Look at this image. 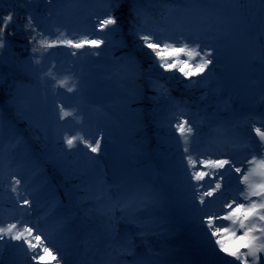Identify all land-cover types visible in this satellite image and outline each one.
<instances>
[{
    "label": "rangeland",
    "instance_id": "obj_1",
    "mask_svg": "<svg viewBox=\"0 0 264 264\" xmlns=\"http://www.w3.org/2000/svg\"><path fill=\"white\" fill-rule=\"evenodd\" d=\"M6 1H19L21 4L16 5V8L13 4H4ZM187 1H190L188 7L196 13L214 11L222 14L225 11V0H204L203 3L200 2L202 0ZM29 8L33 10L34 21L36 18V21H44L42 24L39 21L36 26L43 27L48 33H53L52 35L57 34V29L82 31V36L76 35L78 39L104 35L96 31L95 26L97 19L105 17L106 12H94V5L87 0H53L52 4L46 3V0H34L31 4H28L27 0H0V17H3L2 9H6L8 13L17 10L21 17L14 16L12 23L15 22L14 25L19 26L24 16L26 17V9ZM45 9L49 10L50 17L57 13L55 31L45 27L49 16L40 13ZM39 14H42L41 19ZM217 26L218 33L198 32L199 30L195 29L184 35V38L189 41L197 40L205 48L214 50V64L205 74L203 83L208 86V93L213 97L219 93L221 106L233 117L227 130L229 134H222L221 129L204 115L186 114L179 118H187L190 123L196 125L193 153L206 148L204 156L227 154L240 165L251 155L250 149L243 147V141L251 137L253 145L257 144L259 138L255 136L252 126H261L260 122L264 120V63L259 61L254 53L249 52L248 45H244V35L240 34L242 30L233 29L227 34L222 33L218 24ZM166 37L178 40L180 32L175 30ZM115 46L109 36L99 49L86 45L80 50L82 55L64 58L62 68L58 70L59 78L71 77L77 82L78 88L73 93L60 89L58 96L61 104L75 109L82 120H89L83 132L89 133L93 140L103 137L100 154H93L91 157L95 159L89 157L85 162L90 183L98 190L103 189L102 196L105 197L104 200L93 203L92 214L88 217L93 229L101 230L100 237H105L106 239H103L106 241L95 244L96 240L89 235L90 232L77 229L73 221L62 225L60 215L51 213V210L58 208L59 203L56 207L46 210L36 211L35 208H29L31 218L28 222L38 227L40 232L49 238L59 256L63 257V264H140L141 261L145 264H179L178 258L176 260L173 255L176 250H183L185 241L178 240L176 235L183 233L191 241L192 249L203 259L202 263L221 264L220 261H213L209 254L201 217L226 211L223 205L238 196L237 183L235 179L227 180L221 192L212 198L213 202L197 210L194 207L199 204L193 189L195 181L190 180L187 171L180 169L178 162L169 164V169L172 168L175 172L171 182H167L162 172L145 159L144 150L137 138L141 131V120L134 108L142 97L143 73L136 60V64L132 65L129 58L114 55ZM5 48L10 47L6 44ZM5 48L0 49V60L10 63ZM92 52L100 54L91 55ZM37 58L41 59V64H34L32 59L30 68L43 70L47 58ZM58 63L59 61L55 60V64ZM149 81L151 85L157 83L155 79ZM164 92L157 101L155 110L159 123L165 121L167 116L177 109L173 98ZM53 100L55 97L51 96L50 103L44 105L42 99L37 97V103L32 107H37L40 112L35 124L46 129L50 140L55 137L56 130L65 124L80 130L83 124L78 126L71 118L64 121L58 119L57 105ZM179 118H176L175 122ZM8 138L7 134L2 135V147ZM176 139L178 144H175L173 157L178 158L186 169L179 134ZM13 161L12 167L16 166L17 170L25 171L19 185L23 200H30L31 205L39 204L47 191H53L47 186V176L35 172V167L30 165L23 147L15 151ZM202 183L207 186L208 178ZM168 191H172L178 199H172L171 195L172 198H169ZM6 218V214H0V222ZM15 220L19 219H10L11 222ZM187 220L189 222H186ZM172 228L178 229V233ZM13 244H16L13 253L18 254L21 248L17 242L3 245L2 252L8 251ZM46 260H50V257H46Z\"/></svg>",
    "mask_w": 264,
    "mask_h": 264
},
{
    "label": "trees",
    "instance_id": "obj_2",
    "mask_svg": "<svg viewBox=\"0 0 264 264\" xmlns=\"http://www.w3.org/2000/svg\"><path fill=\"white\" fill-rule=\"evenodd\" d=\"M87 2L94 5V12H106L108 8L106 0H87ZM189 2L187 0H122L121 9L115 12L121 22L120 33L109 36V39L116 45L114 55L131 57L137 61L142 70L143 93L141 100L134 107L141 120V131L137 134L139 136L137 138L140 147L144 150L145 159L162 172L164 180L167 182H171L170 179L172 180L174 177L175 170L169 169L171 162H178L180 169L187 171L184 166L182 167L178 158L173 157L176 150L175 144H178L176 139L178 133L175 131L176 118L186 114L189 116L204 115L209 117L224 135L229 134L227 130L233 120V117L225 112V108L221 106L219 93H216L215 97L209 94L208 91L210 90L203 83V79L194 77V80H201V82L189 86V81L185 80L178 72H164L163 69L156 66V62L147 54L149 50L137 46L139 41L131 34L130 22L137 9L140 10L141 14L140 23L147 31L157 32L162 38L175 30L180 32L177 24L186 22V18L177 12H170V9L176 6L188 7ZM223 2L225 4L224 13L220 14L214 11L198 13L201 19L191 30H185L184 35L195 29L199 30L198 32L218 33L217 24L222 33L227 34L229 31L238 28L242 30L240 34L244 35L241 37L244 45H248L249 52L254 53L259 61L264 63L261 50V41H264V0H225ZM19 3V1H6L4 4L18 6ZM17 6L16 8H18ZM32 11L30 8L26 9L25 15L28 13L33 15ZM6 13L8 11L2 9V16H6ZM40 13L46 17L49 16L45 27L55 31L57 13H53L51 17L47 9ZM14 16L21 17L20 12L16 10ZM39 17L41 19L42 14H39ZM36 19L35 25L39 21L41 24L44 23V21H36ZM14 24L15 22L9 24L5 32L6 41L10 47L5 48V52L8 51L7 56L10 63L0 60V197L2 198L0 199V214L8 216L0 223L6 225L11 222L12 217L24 221L31 218L29 208L20 207V201L23 200V193L20 188L18 194L11 192L12 180L14 178L22 180L25 175V171L17 170L18 167L11 166L14 163L15 151L23 147L30 160V165L35 167V172L47 176L49 180L47 186L53 189L51 192L47 191L39 204L31 205L33 207L30 209L35 208L36 211L51 209L59 203L58 208L55 211L51 210V213L60 215L61 219L59 218V220H61L62 225L73 221L77 229L90 232L89 235L96 240L95 244H102L106 238L100 237L102 235L101 230L93 229L90 224L91 219L88 217L92 214L93 203L105 198L102 196L103 189L94 188L89 181V176L86 175L87 162L85 159L91 157L93 153L88 152L82 145L77 149L66 150L62 140L64 135H73L78 132L92 139L89 133L83 132L89 120L83 119L81 123L73 120L78 126L83 124L80 130L76 127L70 128L65 124L64 127L56 130L55 137L50 140L46 129L35 124L40 112L37 107L36 109L32 108L37 103V97L42 99L44 105L50 103L51 96L55 97L53 103L61 104L58 96L60 89L53 88L52 85L55 82L44 77V73L55 64V60H58L59 63L55 64L53 72L59 78L58 70L62 68L64 58L73 57L69 54L73 49L67 47L50 49L49 52L52 54L46 55L45 68L43 67L44 69L40 71L33 70L30 68V61L34 56L35 58L41 56L39 53L33 54L31 52L32 45L28 43V33L23 27L25 16L21 25L15 26ZM37 28L50 37L57 35L48 33L49 31L44 30L43 27ZM64 32L73 39H78L76 35L82 36L83 33L76 29L64 30ZM151 79H155L156 85L162 86L163 90L173 98L177 108L161 123L155 117V110L157 101L162 94L158 88L149 84ZM78 116L81 118L80 114ZM69 126L72 125L69 124ZM6 134L9 138L2 147L1 138L2 135ZM206 151V148H201L194 154L204 155ZM168 193L169 198L173 196L172 199H178L172 191H168ZM194 207L197 210L201 208L199 204ZM60 211L62 213H59ZM172 229L178 233V229ZM176 235L178 240L182 239L181 234ZM187 241L193 247L191 241L189 239ZM7 243L11 242H0V264H35L29 259L30 252L21 249L18 254L13 253L16 244L10 246V249L3 253L1 248ZM173 257L176 260L178 258L179 264L188 260L183 250H176Z\"/></svg>",
    "mask_w": 264,
    "mask_h": 264
},
{
    "label": "snow or ice",
    "instance_id": "obj_3",
    "mask_svg": "<svg viewBox=\"0 0 264 264\" xmlns=\"http://www.w3.org/2000/svg\"><path fill=\"white\" fill-rule=\"evenodd\" d=\"M33 2L34 0H27L28 4ZM106 2L108 8L105 17L98 18L95 26L96 31L104 33L101 36L73 39L69 38L66 32L57 29V35L50 37L37 28L34 17L28 13L23 27L28 33V43L32 45L31 52L39 53L43 57L51 55L49 50L52 48L67 47L73 49L69 54L76 57L83 54L80 50L86 45L99 49L106 43L108 36L120 30L121 24L115 12L121 9L122 0H106ZM46 3L52 4L53 0H46ZM170 12H177L186 18V22L177 24V28L180 29L178 40H172L170 37L162 38L157 32L147 31L140 23L139 9L130 22L131 34L139 41L137 45L139 48L149 50L147 54L153 58L158 68L163 69L164 72H178L189 81V86L198 84L201 80L193 78H205L210 66L214 64V50L205 48L197 40L189 41L184 38V31L191 30L201 19L198 13L187 6H176L171 8ZM13 18L12 12L0 17V49L6 47L5 32ZM261 50L264 58V41H261ZM41 62L40 58L33 57L34 64L39 65ZM129 62L132 65L136 64L131 57ZM54 68L55 64L44 73V77L55 82L53 88L65 89L68 93L78 90L76 81L68 76L58 78L52 70ZM154 87L158 88L162 95L165 94L162 86L154 85ZM57 115L61 121L71 118L78 123L82 122L77 111L67 108L64 104L57 105ZM260 123L261 126H252L255 136L259 138L257 144L253 145L251 137L243 141V147L250 149L251 155L243 164L238 165L227 154L223 156L194 154L192 145L197 134L196 125L183 117L175 122V131L179 134L183 146L186 170L190 180L195 181L193 184L195 199L201 209L213 202L212 198L221 192L227 180L235 179L237 183L238 196L223 205L226 211L201 217L209 254L213 261H220L221 264H264V120ZM102 139L103 137L89 139L79 132L62 137L66 150L77 149L82 145L88 152L97 155L101 152ZM90 158L95 159V157ZM205 178L209 181L207 186L202 183ZM20 184L21 180L14 178L11 192L18 194ZM20 207L30 208L31 201L24 199ZM218 221L228 223H218ZM0 242H17L22 250L31 253L29 258L35 264H52L53 261L55 264H63V257L59 256L58 250L53 247L49 238L40 232L38 227L23 219L6 225L0 223ZM46 257H50V260H46ZM140 264L145 262L141 261Z\"/></svg>",
    "mask_w": 264,
    "mask_h": 264
}]
</instances>
